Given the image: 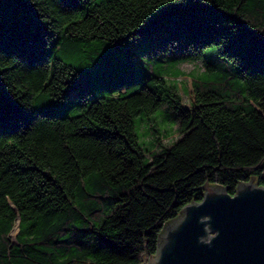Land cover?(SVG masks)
<instances>
[{"label": "trees", "instance_id": "trees-1", "mask_svg": "<svg viewBox=\"0 0 264 264\" xmlns=\"http://www.w3.org/2000/svg\"><path fill=\"white\" fill-rule=\"evenodd\" d=\"M0 104V264H146L206 185L264 186V0H0Z\"/></svg>", "mask_w": 264, "mask_h": 264}, {"label": "water", "instance_id": "water-1", "mask_svg": "<svg viewBox=\"0 0 264 264\" xmlns=\"http://www.w3.org/2000/svg\"><path fill=\"white\" fill-rule=\"evenodd\" d=\"M146 264H264V186L240 183L234 195L206 185L158 239Z\"/></svg>", "mask_w": 264, "mask_h": 264}, {"label": "rangeland", "instance_id": "rangeland-1", "mask_svg": "<svg viewBox=\"0 0 264 264\" xmlns=\"http://www.w3.org/2000/svg\"><path fill=\"white\" fill-rule=\"evenodd\" d=\"M155 68H156V65L154 64L153 66H150L151 71H154ZM175 71H179V74H181V76L178 77L177 79H175L176 74H171L172 72H175ZM202 71H203L202 66L200 64L193 63V62H181V63L176 64L175 67L169 69V74H167L168 77L170 78L169 80L172 82H176L177 84H181L179 86V91L183 99V105L185 107H190L192 97H193L192 79H190V76H193L194 74L195 75L199 74ZM153 124L158 125L159 123H153ZM178 126H179L178 123H176L175 119H173L169 123V125L165 127L167 138L165 137L163 138V144L170 145L173 141H175L179 137L177 133ZM144 131H145V128H142L141 132L144 133ZM139 138H140V141L142 142V138L140 135H139ZM151 138L152 137L150 136L147 139L151 140ZM16 232H17V229L13 233V236H15ZM146 263H148V260L146 261Z\"/></svg>", "mask_w": 264, "mask_h": 264}, {"label": "snow or ice", "instance_id": "snow-or-ice-1", "mask_svg": "<svg viewBox=\"0 0 264 264\" xmlns=\"http://www.w3.org/2000/svg\"><path fill=\"white\" fill-rule=\"evenodd\" d=\"M0 105H2V104H0Z\"/></svg>", "mask_w": 264, "mask_h": 264}]
</instances>
